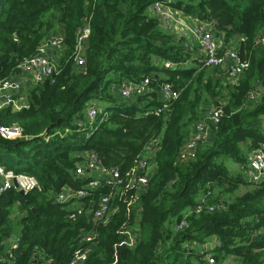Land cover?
I'll list each match as a JSON object with an SVG mask.
<instances>
[{"label":"trees","instance_id":"trees-1","mask_svg":"<svg viewBox=\"0 0 264 264\" xmlns=\"http://www.w3.org/2000/svg\"><path fill=\"white\" fill-rule=\"evenodd\" d=\"M158 0H0V79L21 74V62L38 52L55 33L64 36L54 73L27 90L29 107L0 111V126L18 125L22 135L0 134V167L35 177L40 188L21 194L11 187L0 195V264H69L81 236L97 233L93 252L80 264H264V182L252 183L228 169L224 158L247 167L249 155L264 143V0H159L189 18L213 24L217 36L236 49L249 68L237 83L218 68L203 67L191 51L148 11ZM89 24L85 63L74 60L79 28ZM170 61L172 66L165 63ZM148 77L150 91L129 100L119 97L124 80ZM178 93L170 110L161 88ZM259 92L250 99L251 92ZM104 102L92 126L84 118L88 102ZM224 100V101H223ZM101 104V102H100ZM223 116L195 159L178 155L209 105ZM87 107V108H86ZM152 148V149H150ZM92 149L121 174L138 155L150 161V181L133 211L137 241L120 231L130 219L127 203L109 221L75 212L70 202L54 198L75 177L79 154ZM245 172V171H244ZM252 186L236 194L240 185ZM220 191L214 211L197 212L200 195ZM107 192V188L98 193ZM137 219V220H136ZM183 221L186 227L178 229ZM18 245L9 247L11 238ZM9 250L10 253L8 252Z\"/></svg>","mask_w":264,"mask_h":264},{"label":"built area","instance_id":"built-area-1","mask_svg":"<svg viewBox=\"0 0 264 264\" xmlns=\"http://www.w3.org/2000/svg\"><path fill=\"white\" fill-rule=\"evenodd\" d=\"M150 11L154 17L160 20L166 31L174 35L182 30L189 31L194 40L199 42L200 56L198 62L201 66L218 68L233 83L239 82L249 68L250 63L241 57L236 49V44L232 43L227 49L221 46L217 31L212 23L195 19L191 24L186 21L179 10L172 8L165 1L154 2L150 6ZM90 33L89 24L82 25L78 30L74 60L79 66L85 63L84 43ZM257 42L264 46V35H260ZM63 44V34L55 33L41 44L35 55L19 64L21 73L29 77L30 83H41L54 73L57 64L51 59L49 48L62 49ZM165 66L170 67L172 63L167 61ZM150 83L148 77L139 82L124 80L117 86L116 92L120 98L129 100L150 91L148 87ZM259 95V92H251L250 99H257ZM177 96L178 93L172 90L170 83L163 84L161 99L164 103L154 109V112L162 114L169 111L171 100ZM7 107H11L13 110L29 107L27 97L24 94L23 81L18 76L0 79V111ZM85 112L83 119H75V125L83 127L87 123L92 126L98 115V109L95 106H90ZM204 113V117L196 123L192 134L184 143L178 155L180 161L196 158L198 149L209 141L211 131L213 128H217L220 118L223 116L222 109L215 105L205 109ZM0 134L7 138H17L22 135V128L18 125L0 126ZM79 155L82 160L76 163L75 178L80 179L82 184L78 187L67 185L60 193H56L54 198L57 202H70L74 206L75 212L71 214V217L86 212L95 221L104 223L109 221L111 216L118 211V200H122L127 203L131 218L121 225L120 231L126 235L127 242L134 245L137 241L138 228L132 224V214L140 205L141 195L147 190L150 181V161L147 156L138 155L135 165L124 176L117 167L106 166L98 157L97 152L92 149ZM244 171L248 181L256 184L264 182V143L249 155L248 165ZM14 180H16L18 187H15ZM11 187H15L17 190L21 189L26 194L35 188H40V185L31 175L16 173L14 170L0 167V195ZM102 188H107V192L96 194ZM212 197V190L201 194L197 205L194 207L195 210L197 212L214 211L218 204L211 200ZM186 226L187 223L183 221L177 228L182 229ZM96 237L97 233L95 232L83 234L80 239V246L75 250L69 264H80L86 261L95 248ZM18 241L19 239L16 238L10 247H16ZM10 251L8 252L10 253ZM3 261L5 260L0 258V262ZM207 261L208 264H218L212 256H208Z\"/></svg>","mask_w":264,"mask_h":264},{"label":"crops","instance_id":"crops-1","mask_svg":"<svg viewBox=\"0 0 264 264\" xmlns=\"http://www.w3.org/2000/svg\"><path fill=\"white\" fill-rule=\"evenodd\" d=\"M186 21L190 22L191 24L194 22L195 18H189L186 17ZM175 37L178 38V40L182 39V41L180 42L186 49H188L189 51L192 52L195 59H197L200 56V49H199V42L194 40L193 36L189 33V31L187 30H182L179 33L175 34ZM219 43L221 44V46L225 49H227L232 43L236 44L237 41H233L230 43H226L225 41H223L222 37H218ZM61 49H54V48H49V54L50 56H52V54H54L55 51H59ZM55 60H57V62L60 61V58L57 57V55H54ZM52 59V58H51ZM57 64V63H56ZM24 84V94L26 95V97H28L27 95V90L30 87V81H29V77L26 74L21 73L18 76ZM96 102L94 101L95 105ZM92 105V106H93ZM212 105L210 104L209 107H211ZM86 112L84 113V117H85ZM15 241V237L11 238L8 242L10 243L9 247L12 245V243ZM8 247V248H9Z\"/></svg>","mask_w":264,"mask_h":264},{"label":"rangeland","instance_id":"rangeland-1","mask_svg":"<svg viewBox=\"0 0 264 264\" xmlns=\"http://www.w3.org/2000/svg\"><path fill=\"white\" fill-rule=\"evenodd\" d=\"M179 12L181 13V15H182L183 17L186 16V15L183 13V11H179ZM148 13H149L150 15H153V13H152L150 10L148 11ZM186 17H187V16H186ZM62 51H63L62 49L59 50V51H55L54 54H52V56H50V57L52 58V60H53L54 63H58L57 60H55L54 55H57V57L60 58L61 55H62ZM223 101H224V100H223ZM100 102H101V104H100ZM100 102H96V104L93 105V104H94V100H91V101L88 102L87 107H90V106L93 105V106H95L98 110H100V109L105 105L104 102H102V101H100ZM87 107H86V108H87ZM224 162L226 163L228 169L230 170V172H231L232 174H235V175H236L238 172L240 173V171H241L242 175L245 176V172L242 170V167H241L240 165L235 164L231 159H227V158H224ZM245 177H246V176H245ZM251 187H252V186H248V185H246V184H242V185H240L239 189H238L236 192H234L231 196L226 195V198L230 200V199H232L236 194L244 193L247 189H249V188H251ZM219 191H220V186H219V185L214 186L213 195L218 194ZM239 261H240L239 258H236V257L231 256V257H228V258L224 261V264H239V263H240Z\"/></svg>","mask_w":264,"mask_h":264},{"label":"water","instance_id":"water-1","mask_svg":"<svg viewBox=\"0 0 264 264\" xmlns=\"http://www.w3.org/2000/svg\"><path fill=\"white\" fill-rule=\"evenodd\" d=\"M14 183H15V187H18V184L16 182V180H14ZM21 194H25V192L21 189L18 190Z\"/></svg>","mask_w":264,"mask_h":264}]
</instances>
